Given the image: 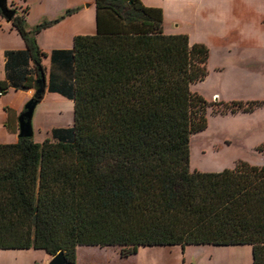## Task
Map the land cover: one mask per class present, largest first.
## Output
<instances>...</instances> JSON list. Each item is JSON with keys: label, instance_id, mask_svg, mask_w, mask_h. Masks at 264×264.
<instances>
[{"label": "trees", "instance_id": "16d2710c", "mask_svg": "<svg viewBox=\"0 0 264 264\" xmlns=\"http://www.w3.org/2000/svg\"><path fill=\"white\" fill-rule=\"evenodd\" d=\"M94 6L95 33L51 53L47 90L72 101V126L0 144V251L62 252L75 264L77 247H119L126 258L145 247L248 246L264 264V167L189 168L190 138L211 107L192 90L208 49L166 34L161 9L141 0ZM26 13L10 21L26 50L5 53L0 97L34 89L45 71L36 37L59 20L30 27ZM212 105L225 115L258 103Z\"/></svg>", "mask_w": 264, "mask_h": 264}, {"label": "crops", "instance_id": "0c3cea01", "mask_svg": "<svg viewBox=\"0 0 264 264\" xmlns=\"http://www.w3.org/2000/svg\"><path fill=\"white\" fill-rule=\"evenodd\" d=\"M11 2L7 0L9 7ZM142 3L161 9L166 34H184L188 37L190 44H201L208 49L205 64L207 75L203 81L194 85L209 82L211 87L208 86L206 89L207 94L196 92L207 103H241L244 106L248 103H258V106L249 112L237 110L234 113L220 115L215 111L213 114L215 117L242 120L248 115L257 116L259 112L264 115V0H160L159 2L142 1ZM86 7L95 9L94 0ZM22 8L25 9L22 6L13 9L20 14ZM72 16L66 17L56 25L71 19ZM94 33L95 15L93 30L90 32L79 30L70 33L68 44L65 47L51 48L45 52L38 43L42 31L37 35V45L45 54V57L41 59V65L45 70L43 97L50 95L53 99L59 98L56 99L59 103L64 102L62 100L70 101L47 90L48 75L51 70V53L55 50H71L73 37ZM25 50V44L16 30L0 16V81L6 78L5 53ZM29 65L32 64L29 63ZM54 70L56 67H53ZM52 86L55 87V84L53 83ZM33 93L34 89L24 91L9 89L5 95L0 97L1 145L13 144L17 141V117L22 112L25 103L32 98ZM68 127L71 126L62 127L53 124L48 129L50 132L53 128ZM260 152L264 154V140ZM250 166L264 167V157L260 164ZM79 248L81 247L76 248L75 263L79 262ZM49 260L50 257L46 255L45 263L48 264Z\"/></svg>", "mask_w": 264, "mask_h": 264}, {"label": "rangeland", "instance_id": "374dc122", "mask_svg": "<svg viewBox=\"0 0 264 264\" xmlns=\"http://www.w3.org/2000/svg\"><path fill=\"white\" fill-rule=\"evenodd\" d=\"M10 9L27 8L26 23L33 27L58 19L55 24L42 30L38 43L47 52L51 48L65 47L69 34L79 30L90 32L94 28V7H86L92 0H9ZM159 2L160 0H142ZM68 11H71L67 14ZM23 12V8L20 14ZM71 19L56 25L66 17ZM71 44V43H70ZM209 82L193 86L194 92L206 93ZM46 95L36 105L31 120L32 140L41 143L49 133L48 127L72 126L73 103L62 100L59 103ZM57 97V96H54ZM207 128L193 135L189 143V168L198 172H218L231 169L238 162L248 165L260 164L264 154V115L246 116L242 120L215 117L219 106L208 103ZM251 111V110H249ZM247 111V112H249ZM229 141L230 143H226ZM79 262L75 264H252L251 249L248 246H187L138 248L134 255L122 257L119 247H81ZM43 251L28 249L21 251H0V264H46Z\"/></svg>", "mask_w": 264, "mask_h": 264}, {"label": "water", "instance_id": "95a60500", "mask_svg": "<svg viewBox=\"0 0 264 264\" xmlns=\"http://www.w3.org/2000/svg\"><path fill=\"white\" fill-rule=\"evenodd\" d=\"M89 6V5H87ZM15 10L10 9L7 4V0H0V16L5 20L6 23H10L11 18L15 15ZM34 93L31 99H29L24 107L22 112L17 117L18 123V134L17 138L30 139L33 136V130L31 125V120L33 117V112L40 101L41 97L45 91V80L44 75L41 74L35 82ZM48 264H74L68 262L62 252H58L56 255L50 257Z\"/></svg>", "mask_w": 264, "mask_h": 264}]
</instances>
